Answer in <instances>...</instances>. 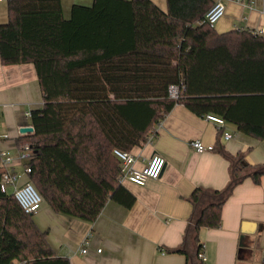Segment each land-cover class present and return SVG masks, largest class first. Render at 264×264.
I'll return each mask as SVG.
<instances>
[{"label": "trees", "instance_id": "obj_1", "mask_svg": "<svg viewBox=\"0 0 264 264\" xmlns=\"http://www.w3.org/2000/svg\"><path fill=\"white\" fill-rule=\"evenodd\" d=\"M7 2L1 63L33 64L44 100L31 111L34 133L19 143H31L29 180L55 212L94 222L110 200L132 207L113 152L145 144L177 104L264 140V38L247 29L217 33L204 22L217 0H167V12L151 0H94L73 6L69 20L62 0ZM263 176L264 165L234 157L226 189L199 187L190 196L195 232L220 227L233 189ZM177 252L198 264L184 245ZM0 264H71L1 189Z\"/></svg>", "mask_w": 264, "mask_h": 264}, {"label": "crops", "instance_id": "obj_2", "mask_svg": "<svg viewBox=\"0 0 264 264\" xmlns=\"http://www.w3.org/2000/svg\"><path fill=\"white\" fill-rule=\"evenodd\" d=\"M94 0H62L63 15L71 18L75 5L91 7ZM167 12V0H151ZM226 12L214 26L217 33L235 29L254 30L264 23V0H224ZM8 22V2H0V24ZM44 100L33 64L4 66L0 57V151L17 159L19 143L33 133L26 113L43 107ZM221 141V131L205 116L177 104L156 125L148 141L133 148L134 168L142 170L154 155L166 161L157 180L145 186L122 185L134 197L127 208L110 200L96 221L90 222L55 212L44 202L33 215L36 225L59 257L71 264H186L182 245L198 264H263L264 260V176L256 184L247 177L239 183L222 208V224L195 232L191 226L193 205L189 198L197 188L222 191L231 178V160L239 154L253 167L264 165V140L238 131ZM200 140L215 150L198 153L191 142ZM31 144V143H30ZM19 184L29 180L24 166L16 164ZM197 238V240H195ZM87 243V253H82ZM198 245L206 257H197ZM101 250V252H98Z\"/></svg>", "mask_w": 264, "mask_h": 264}, {"label": "built area", "instance_id": "obj_3", "mask_svg": "<svg viewBox=\"0 0 264 264\" xmlns=\"http://www.w3.org/2000/svg\"><path fill=\"white\" fill-rule=\"evenodd\" d=\"M7 0H0V2ZM224 0H217L213 7L207 12L204 22L214 27L225 15L226 7ZM254 36H260L264 38V23L261 28L250 30ZM180 89L177 86L170 88V97L173 99L179 98ZM26 118L31 119V111H28ZM209 122L217 125L221 131V141L227 142L234 138L236 129L229 128V124L220 116L214 114L205 115ZM191 147L198 153H204L207 151L215 150L213 145H205L200 140H194L191 142ZM114 156L121 163V172L119 175V182L121 184L130 182L139 186H145L150 180H157L161 177L166 161L160 155H154L148 162V164L142 170H136L134 168L135 157L126 151L119 149L114 150ZM35 151L30 143L22 145V149L15 159L8 155L5 151H0V163L2 169V177L0 180V189L2 192L12 195L19 203L22 210L34 215L38 213L44 203L43 197L34 186V184L28 180L24 184H19L20 174L16 173L14 166L18 163L24 166V175L29 176L31 173V167L29 161L34 157ZM87 243L82 248V253H87ZM101 252V250H98ZM199 257L206 261V257L203 253L199 254Z\"/></svg>", "mask_w": 264, "mask_h": 264}, {"label": "water", "instance_id": "obj_4", "mask_svg": "<svg viewBox=\"0 0 264 264\" xmlns=\"http://www.w3.org/2000/svg\"><path fill=\"white\" fill-rule=\"evenodd\" d=\"M21 132L22 133H34V127L33 126L24 127Z\"/></svg>", "mask_w": 264, "mask_h": 264}]
</instances>
